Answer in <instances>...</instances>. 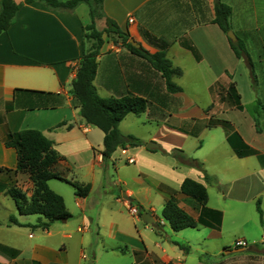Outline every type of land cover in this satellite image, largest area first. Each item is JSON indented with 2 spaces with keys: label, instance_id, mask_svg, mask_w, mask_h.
<instances>
[{
  "label": "crops",
  "instance_id": "0c3cea01",
  "mask_svg": "<svg viewBox=\"0 0 264 264\" xmlns=\"http://www.w3.org/2000/svg\"><path fill=\"white\" fill-rule=\"evenodd\" d=\"M14 1L19 8L8 29L0 34V169H16V152L4 145L9 133H42L63 158L54 171L66 181L51 180L48 187L63 198L72 216L69 220L74 219L80 237L92 227L96 238L101 239L103 253L129 254L131 264L185 263L186 258L181 257L184 252L170 249L167 255L163 247V254L158 255L145 242V231L157 234L158 227H165L161 225V211L172 198L199 221L194 230L205 235L203 247L210 248L207 254L228 256L251 248L264 257V0H219L231 9L230 28L244 46L246 56L239 59L226 34L211 23L215 0L102 1L100 17L94 20L96 30L103 31L106 22L112 21L150 54L165 44L167 59L182 71L172 79L182 91L169 93L160 73L132 55L115 35H102L93 80L98 96H131L148 102L144 113L128 114L118 125L122 135H131L143 145L127 147L124 154L120 148L108 160L102 157L104 134L85 123L71 89L86 48L84 28L91 23L88 5L56 10L39 2ZM186 75L187 86L183 82ZM230 84L235 87L241 108L225 97ZM183 141L190 142L188 149ZM149 142L157 148L146 149ZM127 158L134 162L128 164ZM191 159L201 167H191ZM128 167L133 169L130 175L124 174L123 169ZM186 178L205 186L206 210L180 193ZM11 179L0 173V202L8 197L5 190ZM16 179L29 195L28 180L22 175ZM55 181L71 190L53 184ZM72 182L89 185L87 196L77 197ZM121 193L131 198L128 204L148 208L158 227L145 223L139 226L128 216L127 200L120 202ZM68 200L74 211L67 208ZM257 207L262 211V223ZM213 211L221 214L220 221ZM10 216L20 225L10 224ZM33 216H20L15 208L0 225L50 235L54 224L69 221L55 222L43 230L30 227L40 222ZM121 217L130 221L133 235L126 234L116 221ZM65 225L69 229L70 223ZM62 235L64 240L56 249L32 243L28 259L23 249L0 240V264H64L71 231ZM104 238L118 244L106 247ZM239 241L245 243V249L224 253L234 250ZM82 250L76 264H84Z\"/></svg>",
  "mask_w": 264,
  "mask_h": 264
},
{
  "label": "trees",
  "instance_id": "16d2710c",
  "mask_svg": "<svg viewBox=\"0 0 264 264\" xmlns=\"http://www.w3.org/2000/svg\"><path fill=\"white\" fill-rule=\"evenodd\" d=\"M24 4L35 2L42 3L44 7L56 10H73L78 4L85 3L89 7L91 23L84 28V40L93 42L91 48L81 57L76 76L71 82V89L74 99L79 104L80 116L86 124L99 129L103 134V151L102 157L108 160L116 150L126 149L127 147H140L143 144L137 138L131 135H122L118 129L119 123L128 114L140 115L147 109V100L139 97L123 96L120 98H102L98 96L93 85V80L97 69V56L99 49L103 43L102 35L105 33L110 38L115 35L132 55L146 61L155 71L160 73L164 80L166 89L169 93H180L182 89L176 85L172 79L179 77L182 71L174 67L165 54L166 45L160 46L158 52L150 54L142 47L135 48L129 41V36L121 32L112 21H108L107 27L103 31L96 30L94 20L100 17L101 5L103 0H22ZM0 34L5 32L11 24L16 14L19 4L14 0H0ZM231 9L215 0L214 19L211 23L216 24L220 30L226 34L230 28ZM230 47L235 56L239 59L246 56L242 42L236 39L230 42ZM32 94L38 92L25 91ZM222 97V94H220ZM225 97L228 102L241 108L239 96L236 93L233 84H230L225 91ZM223 100V97L222 99ZM228 142L232 145V140ZM4 145L12 148L16 152L17 164L15 170L0 169V173H4L11 178L10 185L6 188L5 194L14 202L17 214L20 216L36 215L40 217V222L32 228L49 229L55 222H64L72 216L65 207L64 200L61 196L54 193L49 187L48 182L51 180L62 179L55 171V165L63 158L55 151L53 142L48 140L42 133L36 130H23L16 133H9ZM233 146V145H232ZM236 153L242 156L240 151ZM191 167L200 168L201 164L196 160H190ZM18 175H22L28 180L31 187L28 191L22 189L19 181L16 179ZM206 178V176H204ZM77 197H86L89 193L90 186L82 185L77 182L70 183ZM180 193L191 198L198 203L202 210H206L205 205L208 201L206 188L201 183L186 178L180 186ZM208 210V209H207ZM212 212V211H211ZM259 221L262 223V211L257 207ZM220 221L221 214L214 212ZM161 216L169 225L173 232H179L185 229H195L200 224L199 221L193 219L183 209H181L176 201L169 199L163 206ZM44 220L43 222L41 220ZM9 223L20 225L14 216L9 217ZM181 250L185 248L175 243ZM162 264H173L172 262Z\"/></svg>",
  "mask_w": 264,
  "mask_h": 264
},
{
  "label": "rangeland",
  "instance_id": "374dc122",
  "mask_svg": "<svg viewBox=\"0 0 264 264\" xmlns=\"http://www.w3.org/2000/svg\"><path fill=\"white\" fill-rule=\"evenodd\" d=\"M64 1V0H62ZM85 6V5H84ZM89 25V24H88ZM87 25V26H88ZM108 23L106 22V27ZM234 35L235 33L230 30ZM236 37V35H235ZM113 38V37H112ZM237 39V37H236ZM86 51H88L91 46L93 45V42L90 40H86ZM115 42V41H114ZM184 84L187 86L189 84V80L187 78V75L183 78ZM187 95H189L187 93ZM190 96V95H189ZM245 101H247L246 96H244ZM183 146H185L186 149L189 148L190 142L187 143L185 141L182 142ZM186 154L190 156L188 150L186 151ZM109 170H113V168L110 166ZM124 174L130 175V173L133 171L132 167H128L123 169ZM133 173V172H132ZM20 183V182H19ZM53 184H58L62 187H66L67 189L71 190V187H69L67 184L59 183V181H55ZM22 189H26L24 184H19ZM53 186V185H52ZM213 191L210 190V199L213 201L214 194ZM128 196V195H127ZM175 200V199H174ZM125 199H121L120 202H125ZM127 204L129 203L126 201ZM0 223L6 222L7 220V214L8 211H15V205L14 202L10 198H3L0 202ZM122 204V203H121ZM67 208L69 211H74L72 204L68 200L67 202ZM138 214L137 216H133L132 218L135 219L139 226H144L145 224L141 221L140 215L143 212H148V208H137ZM125 213V212H124ZM129 216V215H128ZM160 214L157 213V217L159 218ZM40 218L39 216H33V218ZM104 220V219H103ZM123 231L126 234L133 235L131 231V225L130 221L127 218H122L120 220H116ZM70 223L69 229H65V224ZM159 224V223H158ZM161 225H164L165 227L160 228L156 224L155 226L158 227V233L155 234L152 231H145L144 235L146 238V244L150 249H152L154 252H156L158 255H162L161 252L162 248L164 247L166 249V254L170 255L171 251L170 249L176 251L179 254V250L181 254L184 252V256H181L182 259L186 258L184 264H264V257L256 255L255 251L251 250V248H248L243 253H232L228 256L218 255L213 256L212 254H207L206 251H209L210 248L207 246L206 248L203 247L206 245V242L203 240L205 237L204 234L199 233L200 231L194 230V229H185L180 232H173L168 226L165 221L162 222ZM151 226V225H150ZM76 223L74 222V219H71L65 223H56L53 225L52 228H50V235H47L46 232H42L40 230L37 231H29L27 228H18V227H11V229H6L5 225H0V240L4 242V244H8L10 246H15L18 249H23V256L25 259L29 258V247L32 243H42L46 244L54 249H56L57 245L64 240L63 239V232H69L71 231L70 239L66 240V258L64 261V264H76L79 260V253L80 248H82V262L84 264H131L132 258L129 254H125L124 256L121 255H113L112 253H103L101 249V239L96 238L95 232L93 231V228L91 227V230L89 229V233H85L83 237H80V234L76 231ZM71 229V230H70ZM32 234V237L28 236L29 234ZM166 235V236H165ZM181 238L185 239L186 241L190 242V244H187L185 242H182ZM164 239L165 244H164ZM82 240V243H80ZM106 247H113L117 242L109 239L104 238ZM174 242L180 243L183 245L185 250H181L178 246L175 248ZM82 244V245H81ZM118 244V243H117ZM158 245L161 246V248L158 247ZM187 248V249H186ZM235 249L244 247H234ZM207 249V250H206ZM93 254V255H92Z\"/></svg>",
  "mask_w": 264,
  "mask_h": 264
},
{
  "label": "water",
  "instance_id": "95a60500",
  "mask_svg": "<svg viewBox=\"0 0 264 264\" xmlns=\"http://www.w3.org/2000/svg\"><path fill=\"white\" fill-rule=\"evenodd\" d=\"M226 36H227V38H228V40H229L230 42L233 43V42L236 41V37H235V35H234L231 31H228V32L226 33ZM128 42H129L132 46H134L135 48H139V47H140V45H139L138 43H136L132 38H130ZM156 148H157V146H156V144H154L153 142H149V143L146 144V149H148V150L156 149ZM121 196H122L123 199H125V200L131 202V198L127 197V196L125 195V193H121ZM140 219H141V221H142L143 223L148 224V225H151V226H155V224H156V223H155V220H154L152 217H150V215H149L148 213H146V212L141 213V215H140ZM239 251H240L239 249H234V250H229V251L224 252V253H229V252H239Z\"/></svg>",
  "mask_w": 264,
  "mask_h": 264
},
{
  "label": "built area",
  "instance_id": "2783aa9c",
  "mask_svg": "<svg viewBox=\"0 0 264 264\" xmlns=\"http://www.w3.org/2000/svg\"><path fill=\"white\" fill-rule=\"evenodd\" d=\"M121 153L124 154V153H125V150L122 149ZM126 162H127L128 164H132V163L134 162V160H133V158H127V159H126ZM126 212H127V214H128L129 216H131V217H133V216H137V214H138L137 207L132 206V205H130V204H127V205H126ZM235 246H237V247H244V246H245V243L239 241V242H236Z\"/></svg>",
  "mask_w": 264,
  "mask_h": 264
}]
</instances>
